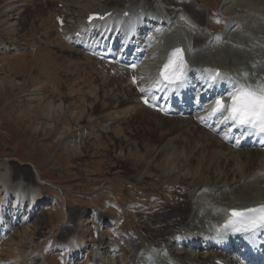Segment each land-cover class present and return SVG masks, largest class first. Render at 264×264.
Listing matches in <instances>:
<instances>
[{"label":"rangeland","instance_id":"obj_1","mask_svg":"<svg viewBox=\"0 0 264 264\" xmlns=\"http://www.w3.org/2000/svg\"><path fill=\"white\" fill-rule=\"evenodd\" d=\"M206 1L202 12L215 9L223 20L216 30L225 28L224 0ZM63 2L70 13L66 28L75 35L85 31L77 20L89 4L129 0H0V208L15 200L10 189L20 179L47 202L0 241V264H72L70 251L56 248L73 238L86 250L73 264H91L97 245L120 246L135 258L151 239H165L188 222L197 180L215 184L220 172L215 164L206 167L209 152L191 150L197 136L179 142L183 133L174 120L133 105L130 73L120 76L114 68V74L107 61L75 52L73 37L57 27ZM153 72L144 75L152 76L150 84ZM170 138L176 140L163 155Z\"/></svg>","mask_w":264,"mask_h":264},{"label":"bare ground","instance_id":"obj_2","mask_svg":"<svg viewBox=\"0 0 264 264\" xmlns=\"http://www.w3.org/2000/svg\"><path fill=\"white\" fill-rule=\"evenodd\" d=\"M202 2L203 0H161L152 5L149 0H129L127 5L113 7L108 4H89L84 6L85 11L81 16L83 21L77 20L80 26L85 27V31L76 33V30V34L71 35L66 28V36L73 37L72 45L77 48V54L87 53L89 58L94 56L99 62L107 61L112 69L119 68L120 76L130 73L128 77L131 84L134 79L137 80L134 85L133 105L136 103L141 109L153 111L148 107V103L158 102L166 111L167 119L175 121L173 128L179 130L178 135L183 133L179 142L185 144L195 135L197 141L191 150L210 153L205 157L209 163L205 164L206 167L215 164V171H220L217 181L227 183L217 185L215 179V184L208 183L204 178L197 180L198 184L193 188V211L186 225L193 231L212 226V239L207 242L203 239L204 236L200 239L206 243L208 251L219 252L225 245L224 233L231 229L228 227L230 210L264 206V149L260 146L261 142L253 138L247 141L244 131L225 119L226 111H213L217 100H223L225 106L230 104V93H234L238 88L249 86L259 89L264 86V0H225L221 5V12L224 14L226 27L220 30H216V26L222 20L221 15L215 9L203 13L201 7H205ZM206 2L209 4L208 0ZM63 4L64 2L58 5L61 9H58V14L64 15L66 20L70 13L63 8L66 6ZM172 4L181 9L169 7ZM70 6L73 7L74 3H70ZM92 12H100L104 16L90 22L88 18ZM187 12L196 22L203 25L206 22L204 27L196 28V23L187 16ZM165 13L171 17L168 18ZM108 30L110 34L106 38ZM113 32L117 42L121 43V54L113 60H108L113 53L107 54V59H102L99 57L97 44L110 43ZM202 37L205 38L203 42ZM67 44H70V41ZM135 59L139 61L137 67L132 64ZM170 61L175 66L184 68V84L165 86L158 80L159 69ZM115 69L112 70L114 74ZM147 69L154 71L152 74L158 80L156 83H149L152 76L144 77ZM226 81H232L231 88L221 89L223 85L220 84ZM186 90L190 91L191 96L180 99ZM143 97H147L148 102H145ZM189 127L191 131L187 135L184 131L187 132ZM176 138L168 140L163 155H169L166 149ZM174 162H177V158ZM4 166L7 171L8 165ZM179 175L173 177L178 178ZM10 194L15 200L7 207L0 208V241L17 226L31 222L32 217L38 215L47 203L39 188L28 186L21 179L11 187ZM24 197L28 198L27 203L23 202ZM234 197L236 199L223 202ZM216 204H219V207H216ZM215 235L219 236L221 242ZM151 240L153 245L141 250L135 258L124 256L120 246L97 245L92 261L108 264V258L110 261L116 258L119 260L118 264L209 262L211 254L206 256L197 253L198 249H202L199 244L201 242H198V246L189 254L185 249V252H176L173 249V240L162 237ZM77 244L78 241L73 238L67 246H58L56 251H70L69 259L73 264L75 257L86 251ZM193 244L195 242L191 243ZM235 255L236 253L230 258L232 264L237 260ZM93 262L91 264H94Z\"/></svg>","mask_w":264,"mask_h":264},{"label":"snow or ice","instance_id":"obj_3","mask_svg":"<svg viewBox=\"0 0 264 264\" xmlns=\"http://www.w3.org/2000/svg\"><path fill=\"white\" fill-rule=\"evenodd\" d=\"M170 70L174 75L176 70L171 61L164 66L162 76L165 79H168L165 73ZM230 100L227 106L223 100H217L213 111H226L225 119L232 121L238 127L264 133V86L259 89L249 86L238 88L234 93H230ZM231 215L239 218L246 225L243 229H236L237 231H247L258 226L264 227V206L242 211L233 209Z\"/></svg>","mask_w":264,"mask_h":264}]
</instances>
